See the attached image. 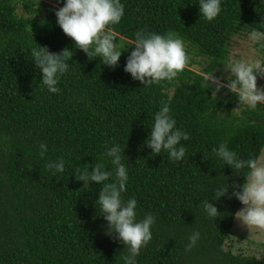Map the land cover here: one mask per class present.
Listing matches in <instances>:
<instances>
[{
    "label": "trees",
    "instance_id": "16d2710c",
    "mask_svg": "<svg viewBox=\"0 0 264 264\" xmlns=\"http://www.w3.org/2000/svg\"><path fill=\"white\" fill-rule=\"evenodd\" d=\"M121 2L125 16L114 27L118 39L133 41L140 31L175 33L210 62L201 72L187 65L172 82L145 87L124 71L134 45L119 67L109 68L63 33L54 15L62 7L57 0H0V264H123L125 246L106 234L107 222L98 215L102 185L84 187L73 174L94 166L106 143L125 150L129 182L123 198L138 200L141 218L156 217L153 239L138 264H263L225 249L243 206L237 199L210 201L221 213L216 221L199 204L211 196L213 180L221 175L232 185L246 182L244 175L205 159L213 147L227 139L245 159L263 153L264 106L234 112L238 97L225 89L213 98L202 87L201 73L221 77L232 40L250 30L264 32V0H222L213 22L201 18L199 0ZM48 17L50 33L31 29ZM37 44L53 53H73L71 75L62 79L60 94H49L40 84L42 73L30 55ZM162 102L190 134L186 159L179 163L166 153L154 156L144 143ZM40 141L48 144L43 156ZM61 157L65 173L54 176L46 164ZM194 230L202 238L189 252L185 245Z\"/></svg>",
    "mask_w": 264,
    "mask_h": 264
},
{
    "label": "clouds",
    "instance_id": "9594fccd",
    "mask_svg": "<svg viewBox=\"0 0 264 264\" xmlns=\"http://www.w3.org/2000/svg\"><path fill=\"white\" fill-rule=\"evenodd\" d=\"M57 2L62 4V7L54 10L57 25L72 39L75 47L90 59L98 57L104 66L115 69L120 66L124 51L134 45L127 56L124 71L145 87L172 82L184 72L189 63L188 45L178 34L140 31L133 41L118 39L114 27L125 16V4L121 0ZM199 11L203 20L213 22L221 14L222 0H199ZM247 39L253 44H259L264 40V32L250 30ZM37 45L31 48L30 55L35 68L42 73L40 84L47 93L60 94L62 79L71 75L69 57L72 58L73 53L68 49L53 53L47 47ZM223 65L225 74L230 73L226 82L223 76L217 77L213 71L202 72V87L211 90L215 99L225 89L235 94L239 107L234 112L242 108L256 110L264 106V88L258 87V78H264V61L258 58L233 61L230 58ZM171 113L170 104L162 102L152 118L151 132L144 143L154 156L166 153L171 161L179 163L186 159L184 142L190 140V134L177 126V120ZM38 148L41 156L48 152V144L44 141L38 142ZM104 149L101 159L94 166L84 170L76 169L73 174L77 181L83 182L84 187L93 182L102 185L96 205H99L98 215L107 222L106 234L115 236L125 246L127 254L123 256V264H138L141 250L147 248L153 239L152 229L156 217L148 213L141 218L137 211L138 200L135 197L127 200L123 198L129 182L128 168L123 163L125 150L119 144L109 146L107 143ZM205 159L213 161L218 169L227 166L237 175H244L246 182L243 185H232L229 178L223 175L213 180L211 196L199 204L202 213L209 220L216 221L221 213L210 201L218 203L223 197H234L243 205L235 213V218L242 226L264 231V159L254 156L243 158L229 147L227 139L213 147L210 157ZM66 163L61 157L48 162L46 167L55 176L65 173ZM201 238L199 230L192 231L187 238L185 250L190 252Z\"/></svg>",
    "mask_w": 264,
    "mask_h": 264
},
{
    "label": "rangeland",
    "instance_id": "374dc122",
    "mask_svg": "<svg viewBox=\"0 0 264 264\" xmlns=\"http://www.w3.org/2000/svg\"><path fill=\"white\" fill-rule=\"evenodd\" d=\"M48 5L51 9L52 7H54L50 3H48ZM19 14H23L21 8H19ZM45 16L46 15H44V17ZM34 21H37L36 23H41L42 19L40 20L39 18H37ZM31 29L39 35H47L52 30V25L49 17L47 18V20H45L42 26L32 25ZM131 47L132 46H129V48L124 51L123 55L126 54L131 49ZM263 48L264 40H262L259 44H253L247 39V34L237 36L232 40L230 58L233 61L241 59L246 60L249 58H258L264 61ZM188 55L190 56L188 66L192 67V69L196 72H201L202 69L206 67V65L210 62L209 58L207 59L200 56L198 52L190 45H188ZM227 75H230V73L225 74L224 72V75H222L225 79V82L227 80ZM258 87L264 88V78H258ZM260 158L264 159V152L262 153ZM225 249L235 254L242 253L248 256L256 257L264 264V231L257 229L250 230L246 226H242L241 222L235 218L232 229V238L226 244Z\"/></svg>",
    "mask_w": 264,
    "mask_h": 264
}]
</instances>
